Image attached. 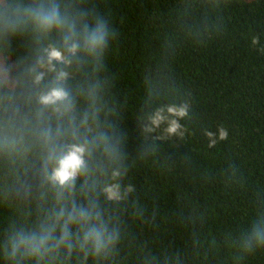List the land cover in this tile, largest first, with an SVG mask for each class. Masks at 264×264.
Here are the masks:
<instances>
[{
  "label": "trees",
  "instance_id": "obj_1",
  "mask_svg": "<svg viewBox=\"0 0 264 264\" xmlns=\"http://www.w3.org/2000/svg\"><path fill=\"white\" fill-rule=\"evenodd\" d=\"M49 2L2 0L0 14ZM55 3L78 39L100 21L110 35L102 54L56 65L69 72L73 104L61 116L37 100L55 73L35 85L29 69L44 48L63 47L64 33H42L27 17L15 34L0 28V264H264V246L246 244L264 228V0ZM183 104V137L158 139L165 125L144 131L156 108ZM220 127L228 137L211 145L205 131ZM46 135L57 150L90 147L71 190L45 178ZM106 185L122 199L108 201ZM93 206L115 241L99 255L91 244L81 250L91 224H70L71 255L54 247L60 209ZM53 225L40 256H11L16 236Z\"/></svg>",
  "mask_w": 264,
  "mask_h": 264
},
{
  "label": "clouds",
  "instance_id": "obj_2",
  "mask_svg": "<svg viewBox=\"0 0 264 264\" xmlns=\"http://www.w3.org/2000/svg\"><path fill=\"white\" fill-rule=\"evenodd\" d=\"M2 3V0H0ZM23 17L30 20L35 29L42 33H48L53 30L64 33L63 47L58 48L52 45L44 48L43 56H38L36 66L29 69V75L35 85H39L44 79L45 71L55 73V82L46 92L38 95V103L44 107H51L54 112L63 116L72 110L73 104L69 92L64 87V82L69 77V72L63 68L57 71L56 65L70 66L69 57H77L81 51L87 52L89 55H98L103 53L104 47L107 45L109 31L103 21L98 22L91 31L85 28L82 36L77 38L74 23L66 15L61 14L60 7L55 0L49 3H39L35 6L25 7L22 15L16 13L0 14V28L4 31L15 34L21 28V24L25 22ZM257 40L253 39V44ZM4 81L0 80V84ZM188 115V105H164L156 108L148 115V124L144 125V131L148 133L155 132L162 125L163 134L158 139H165L171 136L183 137L185 129L180 121ZM205 136L209 138L210 144L214 145L219 140H225L228 132L225 128L220 127L214 133L205 131ZM45 143L48 146L47 163L44 167V175L46 180L54 187L64 190H71L78 177L88 172V162L86 156L91 155V150L87 142L84 143H67L63 145L61 150L50 143V137L45 136ZM110 145L105 146V151L109 150ZM116 152L115 147H111L110 155ZM47 165H52L49 172ZM120 175L119 171L113 172V176ZM103 193L108 201H119L122 199L118 185H106ZM87 195V193H85ZM63 220L61 228V236L54 247L59 248L61 245L66 246L68 255L73 250V244L70 239L69 225L78 224L82 226L90 225L83 232V240L80 249L84 250L88 244H91L95 250V254L99 255L103 248L110 246L115 241V235L107 234L106 227L103 226L102 218L96 206L89 208L74 207L66 214L64 208L55 216L56 223ZM93 221L99 223L93 224ZM55 225L50 229L42 230L38 234L18 235L12 241L11 256L16 257L19 250H23L25 255L40 256L42 250H48L49 241L52 239V232ZM253 242L257 246H264V228H257L248 237L246 244L250 249ZM87 255V253H85Z\"/></svg>",
  "mask_w": 264,
  "mask_h": 264
}]
</instances>
